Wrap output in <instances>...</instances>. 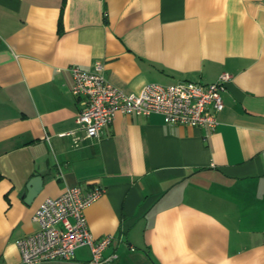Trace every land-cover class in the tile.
<instances>
[{
  "label": "crops",
  "instance_id": "crops-1",
  "mask_svg": "<svg viewBox=\"0 0 264 264\" xmlns=\"http://www.w3.org/2000/svg\"><path fill=\"white\" fill-rule=\"evenodd\" d=\"M98 61L135 93L230 73L216 128L119 113L75 145L69 67ZM0 174V264L72 185L105 189L86 216L113 264H264V0H0Z\"/></svg>",
  "mask_w": 264,
  "mask_h": 264
},
{
  "label": "built area",
  "instance_id": "built-area-1",
  "mask_svg": "<svg viewBox=\"0 0 264 264\" xmlns=\"http://www.w3.org/2000/svg\"><path fill=\"white\" fill-rule=\"evenodd\" d=\"M69 70L73 79L71 91L79 103L75 120L84 130V135L74 136L75 145H79L81 139L99 136L119 113L144 116L158 113L165 123L214 130L218 124L217 114L225 106L223 92L231 77L224 71L216 81L209 83L194 80L169 84L152 82L135 93L112 83L101 61L92 70L79 65H71ZM68 133L74 132L63 135ZM104 192L101 186L72 185L60 195L42 200L32 216L38 228L16 240L21 264L52 261L113 264L118 255H104L113 235L95 237L86 216V209ZM81 246L90 248L91 256L86 262L75 259L76 250Z\"/></svg>",
  "mask_w": 264,
  "mask_h": 264
},
{
  "label": "water",
  "instance_id": "water-1",
  "mask_svg": "<svg viewBox=\"0 0 264 264\" xmlns=\"http://www.w3.org/2000/svg\"><path fill=\"white\" fill-rule=\"evenodd\" d=\"M42 188V178L39 175H34L27 183L28 198L35 196Z\"/></svg>",
  "mask_w": 264,
  "mask_h": 264
},
{
  "label": "bare ground",
  "instance_id": "bare-ground-1",
  "mask_svg": "<svg viewBox=\"0 0 264 264\" xmlns=\"http://www.w3.org/2000/svg\"><path fill=\"white\" fill-rule=\"evenodd\" d=\"M185 80V79H184ZM195 81V80H194ZM176 82V81H175ZM152 83V82H151ZM155 83H157V82H155ZM171 83H174V82H171ZM207 83H209V82H207ZM72 92V91H71ZM75 96V95H74ZM76 97V96H75ZM77 98V97H76ZM115 118V117H114ZM114 118L112 119V121L111 122H113V120H114ZM96 137V136H95ZM63 193V192H62ZM60 195V194H59ZM56 197V196H55ZM47 198V197H46ZM45 199V198H44ZM43 199V200H44ZM41 203V202H40ZM39 206V205H38ZM134 248V247H133Z\"/></svg>",
  "mask_w": 264,
  "mask_h": 264
},
{
  "label": "rangeland",
  "instance_id": "rangeland-1",
  "mask_svg": "<svg viewBox=\"0 0 264 264\" xmlns=\"http://www.w3.org/2000/svg\"><path fill=\"white\" fill-rule=\"evenodd\" d=\"M162 84V83H161ZM163 84H168V83H163Z\"/></svg>",
  "mask_w": 264,
  "mask_h": 264
},
{
  "label": "trees",
  "instance_id": "trees-1",
  "mask_svg": "<svg viewBox=\"0 0 264 264\" xmlns=\"http://www.w3.org/2000/svg\"><path fill=\"white\" fill-rule=\"evenodd\" d=\"M0 179H1V174H0Z\"/></svg>",
  "mask_w": 264,
  "mask_h": 264
}]
</instances>
